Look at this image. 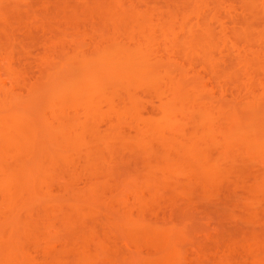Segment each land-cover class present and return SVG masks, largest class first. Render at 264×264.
<instances>
[{
  "label": "bare ground",
  "instance_id": "bare-ground-1",
  "mask_svg": "<svg viewBox=\"0 0 264 264\" xmlns=\"http://www.w3.org/2000/svg\"><path fill=\"white\" fill-rule=\"evenodd\" d=\"M252 1L254 2V0H239V3H241L240 5L238 3V7L241 8L240 12L243 14L239 13L240 15L242 14V19L244 20L242 21L244 24L235 26L231 28L232 30H227L228 28H226L224 24L225 20L219 19V15L216 17L218 12H215L214 7H212L214 12H212V10L208 13L205 11L206 14H203L204 10H202V13H200V10L205 8V3H203V7L201 3L197 4V1H194L189 7L185 6V11H190V16H194L195 24L199 22L197 25L193 24L194 21H191L193 16L191 18L189 16L183 18L186 21L190 19L189 24H191V26L189 27L188 24V28L186 21L180 20L181 22L179 23L178 20L177 23L173 15H171L170 18L167 19L163 16L165 20L164 18H162L163 20L158 18L157 23L153 21L154 23L152 22V24H149L151 21H149V23L148 21H140L142 25L135 24L137 21L134 22L133 24H135V27L132 24L131 29L126 32L127 41L125 40L126 38H123L125 37V33H120L119 30L116 31L115 34H112L113 37L110 35V37H107L106 35L108 42L105 43V46L98 47L96 50L92 51V55L97 53L100 55V57H98V54V56H95V61L93 58L89 57L91 53H85L86 51L83 52L84 54L81 52L82 56L79 54L82 58L79 59L78 62L75 61L76 59L71 60V63L75 61L74 64L72 63L71 65L77 67L81 64L82 67L84 66L82 68L79 65L83 69V73L77 74V79H79V76L82 74L80 78L81 80L84 79V83L82 85V83H78L79 81L75 82L76 80L74 79L76 78H72V76L71 78L74 82V86L70 88L72 81H67V84L68 82L71 83L68 85L71 93L66 94L68 97L61 94V97L65 96L64 98L62 97V100L60 96V98L58 97L59 93L56 87V95L58 93L57 97L59 98V102L53 104L54 108L49 109L48 115L45 114L44 121L46 126L41 128L36 124L39 118L31 114L28 115L27 112H18L12 107V104H10L8 100H0V159L4 158L6 154L11 160L13 156L15 159L17 157L20 158L22 156L18 153L25 150L31 153V160L36 159L35 163L30 161L32 162L30 166L28 165L29 158L26 159L28 160L27 164L23 162L26 160H22L21 158L20 161L16 159V161L20 162L18 164L14 158L13 161H6V158H8L7 156L5 159L0 160V225H2L0 226V264H53L47 260L51 257L53 258L52 254H55L52 259V261L55 260L54 264H112V261H117L116 263L119 264L125 261L124 263L126 264V259L130 262L129 259L132 258L134 261L133 264H183L184 257L181 258V255L185 250L183 249L184 244H181L179 239L184 238H182L183 236H181V233L177 235L179 229L175 232L174 230L176 229L172 230L175 234L172 233L171 230H169V232L166 228L167 225L162 222L159 223L158 220L155 221L156 217H153L152 212L149 210L150 207L147 204L155 202L154 200L157 199L156 195L159 193L158 191L161 187L160 184H163L164 187L166 185H164V183L167 180L168 185L169 180H173V183L170 184L176 185L177 183L178 187L181 185L182 189V184L184 182V188H186L185 193L189 191V188L190 192H192V190L194 191L195 188V191L196 189L198 190L197 193L200 192L199 196L201 195V198L204 196L210 197L214 195V193L219 192L217 188L220 185L222 188V184L223 186L225 184L226 186H228V184L239 186L242 190V194L240 196L238 195L239 199L246 201V204L248 203L250 205V209L247 207L243 212L245 213V218L253 219L259 216V220H264V83L261 81V84L263 83L262 87L260 86L262 88L261 91H255L256 89L254 90L251 86L256 79L254 80L249 74L251 72L252 75L254 72L252 70L264 71V8L253 7ZM260 2L264 4V0H259V3ZM231 7L232 5H230V8ZM228 10L230 11L229 6ZM185 11L183 12L185 13ZM211 12L213 14H210ZM230 13L232 14V11ZM227 14L229 13L227 12ZM213 15L215 16L212 17ZM204 16H208V18L210 17L211 19L206 17V20L202 22ZM167 17H169V15ZM171 18L173 19L171 20ZM212 18L216 19H214V22L216 21L215 24L216 26L218 25L219 28L217 29L216 27L213 29H217L218 31H214L212 25L208 23L209 20V22L213 21ZM192 25L193 27L196 26L195 30ZM155 27H158L159 34H157L158 32L156 33L157 30H155ZM138 29H140L139 32L136 31ZM197 31H199V33ZM230 31L235 38H229L230 36H228V33ZM117 32L118 34H116ZM103 37L102 35L101 38ZM106 37L103 38V42ZM158 46H160V48ZM252 46L256 49H252ZM83 49L84 47L82 51H84ZM79 51H77L76 48V52L78 53ZM101 52L103 53L101 54ZM222 52H224V54L227 53V55H232V53L233 55H237V63L235 66L233 64L234 68H231L232 66L230 67L232 70H229V67H227L226 71L225 67L224 69L219 66L221 62L219 63V58L216 56L217 54L221 56ZM103 54L106 55V58ZM102 55L104 58H102ZM84 58H88V60L91 58V61H89L90 63ZM199 58H203V61H201V63L203 62L202 64H204L202 66L203 70L205 68L210 69H208L209 74H212L215 69L217 70L221 67L219 68L221 69L219 72L222 71L221 75L222 73L224 74L221 76L222 78L220 77L218 81H215L217 82L215 85L219 91L218 97L220 98L222 94H225L223 93V87L225 88L224 85H230L228 81L233 80V82L235 81L236 83L238 78L236 79L235 76L237 75V77H240L238 73L242 72L243 74H248L247 76L244 75L246 76V79H243L244 81L237 80L240 81L237 82L238 85L241 83L239 86L240 89L236 90L234 94L232 93L235 99L237 98L236 100L243 101L240 110H238L237 107L235 108L236 110L231 109L228 107L230 104L224 106L222 103L221 105V100L216 103L214 98L216 96L213 97L211 92L209 95V93L205 91L206 88L204 90L206 83H204V85L202 82L200 83V81H195V75L198 74V71L195 73L193 70L196 69L193 68L196 63L192 68L195 74L193 72H191L192 74L189 73L192 76L194 75V79L190 80L193 83L190 82L191 84H189L186 82L188 80H185L184 77L186 79L188 78L185 75H188L186 73L190 70L188 69L189 66L186 67L184 64H190L192 60H198ZM83 59L86 61L83 62ZM98 59L99 61L103 60L99 65L96 63ZM162 59H165V61ZM157 60H159V62ZM161 60L164 63H160ZM252 63H254V65H252ZM191 64L193 65V63ZM66 65L63 66L65 69L62 67L64 71L67 70L66 72H68L70 76L75 74L73 73V68ZM75 66L74 68H76ZM85 66H90L92 69L90 68V71L88 68L89 72L87 70L84 75ZM95 67L98 68L96 69ZM8 68L10 72L14 71L9 64ZM102 69H106V71L109 72H106L107 76H110L109 78L106 76V73L103 75L99 74L104 71H102ZM98 71V74L101 76H97ZM114 71L115 74L113 73ZM90 75L91 77L93 76L92 79L89 77ZM95 75L98 80L95 78ZM191 75L190 77H192ZM83 76L84 78H82ZM102 76H104V78ZM216 76L215 73L214 77ZM99 77L103 78H101V82L107 79L106 81L104 80L105 83L113 81L114 83L117 82L118 86H116L117 83L114 84V87L108 85L110 88L108 89V86L104 84L103 86L106 87L105 91L99 86V84L102 85V83H99ZM251 77L254 81L251 80ZM113 82H110V85H112L111 83ZM225 82L229 84H225ZM75 83H77L79 87H77L78 85L76 86ZM234 85L236 86V84ZM60 87H63L62 90L66 89L64 85H60ZM148 91H153L152 98L154 97V102L156 103L157 101L158 103L156 104L157 106L155 105L156 109L154 112L151 113L144 112V109L142 111L144 104L149 102V100L151 103V97L149 98L147 96L148 99L144 95L145 92L149 93ZM68 92V90H65V93ZM140 92L143 93V95L141 94L142 96L139 95ZM65 93L63 92V94ZM106 94H108L107 97ZM211 97L214 99L211 100ZM218 97H216V99ZM240 97L242 100L238 99ZM68 98H70L71 101ZM122 98L126 100L119 102ZM127 100L132 103H128ZM59 103H61V105ZM259 105H262V110L258 107ZM62 106L65 109H73L77 114L79 113L78 116H80V114L81 116L63 119L60 117V113L64 110V108H61ZM132 116L133 119H128ZM102 122L106 123V128H100ZM124 126H126V128L130 127L129 133L126 135L123 133L127 131H120ZM117 142L122 143L124 147L126 144H128L126 147L131 145L134 147L133 149L136 153L142 154V156L145 157L144 161H141V163L137 165V168H135L136 172L132 177L125 178L121 181L120 185H116L119 187V190L120 188L122 189L121 194L115 195L118 193V190L116 191L117 193L110 192L111 195H108L112 196L113 194V196L109 198L107 195V198L105 197V199L102 200L101 196L106 193L105 187L107 186H105V184L104 188L100 186V181H97L99 180L97 179L99 176L96 178L97 175H93L94 177L92 178L94 181L90 185L92 191L91 195H83L78 191L73 192L75 189L71 186L72 184H69L68 180V183L65 182L64 185L54 190V175L52 172L56 166L60 164H62L60 166L64 164L69 165L70 162L72 163L74 161L73 159L78 151H84L85 157L82 160L84 161L83 163L86 164L84 165L88 169L94 170L95 167L100 165L99 162H101L100 160L102 157L100 156L101 151L105 150L109 156L110 154L113 155V146H115ZM243 161H245V163ZM247 161L253 162V165L251 166L250 164L249 166ZM11 162H14V164L11 165ZM15 163L17 165L21 164L18 167L25 165L26 167H24V169L18 168ZM6 164L10 165L8 166ZM52 165L56 166H54L53 169L51 168L53 170L51 172L48 170V167ZM182 178L184 179L182 180ZM22 179H25L27 182L21 183V181H23ZM63 179L64 177H62V180ZM106 180H108V177L105 178V181ZM176 186L174 187L175 191ZM236 186H233V188L230 186L233 189L232 192L239 190L238 187L234 190ZM108 187L107 189L109 191ZM178 187L177 190H179ZM101 188H103V190ZM62 193L63 195H61ZM218 194L214 196L217 198ZM154 197L156 199H154ZM215 197L212 199H215ZM69 198L72 199V202H70ZM130 198L133 199V202L137 203V205L130 202V200L128 201ZM41 200H43V203ZM65 200L69 201V204H67L68 202L66 203ZM74 200H77L75 204L78 202L77 204L79 205V201L81 203L80 206L73 205L74 208L76 207V210L78 209L77 211L78 214L80 213V216L86 214V209H88L82 204L89 203L90 212L88 209L87 214L91 213L94 214V216L103 215L104 219L102 218L103 220L101 219L102 221L100 223L99 220L97 221L95 218L96 222L92 223V225H89V223L87 224L90 229L88 232L86 230L85 232L81 230L80 234H77L75 238V240H77H74L69 248L67 247L66 249L64 246L68 251L71 249L73 253L75 251V255L71 254L73 257L70 261L66 255L64 258L65 249H63L64 252H62V249H58V252L54 251L55 253H53L52 249L54 250V247L57 246L55 243H58V239L56 240V237H54V235L52 236L50 232L54 229L52 232L54 234V232H57V228L60 229L59 224V227H57V224L52 220V216L59 217V215H61V218L63 217L62 219L65 221L64 224L66 220L67 223L68 220L70 221L69 217L71 218L68 225L63 224L64 227L62 228H64L66 232H69L67 229L69 230L70 228L71 230L74 227L73 222H80L78 219L80 216H78V218L74 217V215L69 216L64 209V207L72 205L71 203H74ZM104 200L105 203L103 204L112 201L114 203H108L106 207H109L106 208L102 204ZM144 204L147 205L143 206ZM39 206L43 210L41 213L44 215L41 216L43 220H40V223L41 221H45L46 217L47 219L51 217V219L47 220V222L49 220L51 221L48 223L49 225L47 222L41 223L42 225L45 223L42 229L33 225L34 220H37L39 216H33L34 214L32 215L31 211ZM147 206L149 209H147ZM258 207L260 211L256 212L255 209ZM86 215H84L85 218ZM73 217L78 221H75ZM82 217H80L81 221L84 220ZM17 218H20V222L17 221ZM52 221L55 224H51ZM82 223H84V221H82ZM54 225L56 226L53 227ZM97 225L99 226L98 228L102 229V231L100 230L102 241L99 239L100 235L97 231L98 228L96 230ZM48 229L52 230L50 231ZM77 229L78 228H76V230ZM182 229L180 228V230ZM72 231L74 230H71V232ZM55 236H57V233ZM133 236L134 238L139 236L144 245L143 248L146 247L149 249L147 251H150V254L148 255L146 253L148 256L143 253V255L147 257L141 254L143 249H139V252L138 248H142V246L141 244L139 245L140 242L137 240L138 246L136 247L138 248L136 250L139 253L133 255L126 252L127 249L129 250L132 243L134 245L135 241L131 242ZM175 236H177L178 239H176L177 237L175 238ZM116 238H119L120 241L119 239L118 241L123 243V245L120 246L122 248L119 246V248L111 246L112 240ZM96 239L99 240L97 241ZM105 240L107 243L110 242V244L103 243ZM125 241L126 244H124ZM236 242L243 243L242 248H245L247 251L244 252V249L242 250L245 253V255L243 254L245 258H242L243 260L247 261L249 264H264V250L261 251V248L264 249V240L260 235L249 233L244 236L243 239L232 236L231 242L229 240V244L231 243V251L227 248L230 253L237 250V248L233 246L234 244H238ZM127 244H130L129 248ZM105 247L107 250H105ZM231 247L236 248V250H232ZM118 249H122L119 254H121V258L124 261L118 259L117 256V259H113V255H115V253L117 255ZM219 251H221V249H219ZM47 252L51 255L48 258L46 255H43L47 254ZM38 253L39 256L42 253L40 257ZM60 253H62L63 256ZM44 256L47 259H45ZM232 256L234 257L236 255ZM230 257L231 256L225 259V261H214L213 264L245 263L243 260L235 263V259L232 261L233 257L229 259ZM180 259L183 260L180 261Z\"/></svg>",
  "mask_w": 264,
  "mask_h": 264
},
{
  "label": "rangeland",
  "instance_id": "rangeland-1",
  "mask_svg": "<svg viewBox=\"0 0 264 264\" xmlns=\"http://www.w3.org/2000/svg\"><path fill=\"white\" fill-rule=\"evenodd\" d=\"M194 1L195 2L197 1V4L201 3L202 4L201 6H203V3H205V8L200 10V13H202V10H204L203 14H206L205 11L208 13L209 11L212 10V7H214L215 12L216 13L218 12L216 17H218V15H219V17H218L219 19L221 18V19L225 20L224 24H225L226 28H228L227 30L234 28L235 26H240V24L241 25L244 24V22H243L244 20L242 19L243 13L240 12L241 8L238 7L241 3V2L239 3V0H189V1H185V0H1L0 1V100H3V99L8 100V102L10 104H12V107L15 108L18 112H22V113L27 112L28 115L31 114V115L39 118V120L37 121L38 123L36 122V124H38V127L41 128L43 126H46V123L44 121L45 114L48 115L47 113L50 111L49 109L54 108L53 104L59 102L58 99L61 97V94L66 95V94L71 93L69 89L71 88V86H74L73 85L74 82L72 81V78L75 77L76 78V79H74V80H76L75 82L79 81L78 83H82V85L84 83V81H83L84 79L81 80V78H80V76L82 74L79 76V79L83 82H81L79 79H77V74L79 75L81 72L83 73L82 68L84 66L82 67L81 64H79L82 67L81 68L79 65L77 67L75 65H71L72 63L74 64L75 61L78 62V60L82 58L81 52L83 53L86 51L85 53H88V54L91 53V56L89 55V57L93 58L95 61V56L98 53L95 55L94 54L92 55L93 50H96V48H98V47L105 46V43L108 42L107 37H110V36L113 37L112 34H115V32L118 30L120 33H123V34L125 33L124 34L125 37H123L125 39L126 38V32L131 29L132 24L136 21H137V23H135V24H140V21H148V23H149V21H151L149 24H152L153 21H155L157 23L158 18L162 19L165 17L167 19V18H170L171 15H173L174 20L177 23L179 20V23H180L181 22L180 20H184L183 19L184 17L189 16L191 18L193 16L192 14H191L192 16H190V11L189 12L185 11V9H186L185 6L189 7L192 3H194ZM238 3H239V5H238ZM260 3H259V0L258 1L254 0L253 7L264 8V4L261 3L263 5L262 6ZM230 5H232L231 8H230ZM249 5H250V2H249ZM228 6H229L230 11L228 10ZM200 8H202V7H200ZM133 10H136V11H133ZM139 11L141 14L139 13ZM183 11H185V13ZM231 11H232L233 15L230 13ZM212 12H214V11L212 10ZM212 12L210 14H213ZM227 12L229 14H227ZM239 12L242 14L240 15ZM138 13H139V15H138ZM168 15H169V17H167ZM215 15H213L212 17H214ZM206 17L208 18V16H206ZM206 17L205 16L203 17L202 22H204L206 20ZM165 18H164V20H165ZM172 19L173 18H171V20ZM214 19L211 22H209L210 21L209 20L208 23L212 25V29L216 28V27H217V29H219L218 25L216 26V24H215L216 21L214 22ZM184 21H186V20H184ZM189 21H190V19H189ZM189 21L188 20L186 21L187 27H188ZM191 21L192 22L194 21V16H193ZM177 23H175V24H177ZM198 23L196 22V24H195V21H194L193 24L197 25ZM135 24H133V26ZM146 24H147V22H146ZM140 25H142V24H140ZM154 25H156V24H154ZM136 26H138V25H136ZM157 26H158V24H157ZM190 26H191V24H189V27ZM192 27H193V25H192ZM195 27H193L194 30H195ZM140 29H138L136 31L139 32ZM197 29H199V28H197ZM217 29H213V30L216 31ZM155 30H157L156 33L158 32L157 34H159L158 27ZM189 31H190V29H189ZM197 32L199 33V31H197ZM100 34H101V36L103 35L104 37H106V35H107V37L105 38L106 40L104 39V42H103L104 37L101 38ZM116 34H118V32ZM228 36H230L229 37L230 39H233V37H234V35L231 31L228 33ZM124 39H122V40H124ZM125 40L127 41V38ZM240 44H242V43H240ZM79 46H81V47H79ZM78 47L81 49H79ZM83 47H84V49H83L84 51H82ZM158 47L160 48V46H158ZM76 48H77V51H79V50H81V51H79L77 53ZM101 49H100V51H101ZM252 49H256V48L254 46H252ZM100 51H99V53H100ZM224 52H222L221 56H218V54H217V56L215 55L216 57L219 58V63L221 62L219 64V66H221L222 68L225 67L226 71H227V67H229L228 68L229 70H232L231 68H234L235 64L237 63L238 57L235 54L233 55V53H232V55L231 54L227 55V53L224 54ZM102 53L103 52H101V54ZM79 54H81V56ZM103 55H105V54H103ZM103 55H102V58H104ZM98 57H100V55ZM91 58H89V60H88V58L87 59L84 58V59H86L87 62H89V61H91ZM105 58H106V55H105ZM73 59H76V60L71 63V60H73ZM99 59H98V62H96V63H98V65H99V63H102V61H103V60L99 61ZM176 59H177V56H176ZM178 59H179V57H178ZM201 59L199 58L198 60H196V59L192 60L191 63H193V65L190 62H189L190 64H188V63L184 64L186 67L191 66L190 68L188 67V69L190 70L189 72L185 67L186 71L188 72V73H186L188 75H185V76L188 78L186 79L184 77V79L188 80L189 82L188 81H186V82L191 84L190 82H192V81H190V80L194 79L193 78L194 75L192 76L191 72L194 71L195 73H197L196 71H198V74L195 75L196 76L195 81L196 82L200 81V83L202 82V84L206 83V87L204 86V90L206 88L205 91L208 92L209 95L211 92V94H213V97L214 96L218 97L219 91L216 88L217 86L215 84L217 82H215V81H218L224 73H222V75H221L222 71L219 72L221 70L219 68H221V67H219V68L217 67L218 68L217 70L215 69L214 72H212V74L211 73L209 74V71H208L209 68L208 69L205 68L203 70L202 66L204 64H202L203 62L201 63V61H203V58H201ZM86 60H84L83 62H85ZM162 60L165 61V59H162ZM162 60L160 61V63L163 62ZM69 61H70V64H69ZM157 61L159 62V60H157ZM205 61H206V59H205ZM79 63H82V62H79ZM165 63H167V62H165ZM195 63H196V65H195ZM8 64L11 66L12 69H14L13 72H10V70L8 68ZM66 64L69 65L68 67L73 68V73H75L76 75L73 74L70 76V74L68 72H66L67 70L64 71L65 68L63 66ZM233 64H234V66H233ZM252 65H254V63H252ZM74 66L76 68H74ZM193 66H194V68H193ZM199 66H201V67H199ZM85 67L86 68H84V70H85L84 75H85L86 71L88 70V68L90 71L92 69L90 66L89 67L85 66ZM92 67H93V64H92ZM95 68L97 69L98 67H95ZM192 68L196 69V70L192 71ZM89 70H88V72H89ZM103 70L104 69H102V71ZM252 71H254L252 73V75H251V72L249 74H250V76H252L254 78V80L255 79L256 80L254 81L253 78L251 77L252 78L251 80L254 81V83H252V84L255 85V86L252 85L251 87L254 90L256 89L255 91H259V90L261 91L262 90V88H261L262 84L264 83V73H263L264 71L263 72H261L260 70H252ZM103 72L99 73V71H98L97 76L99 74L103 75L106 72L109 73L108 71H106V69ZM90 73H92V72H90ZM107 73H106V76H107ZM113 73L115 74V71ZM189 73H191V74H189ZM215 73L217 75L216 77H214ZM238 74L242 78L237 77V75L235 76V78L236 79L238 78L237 80H241V81H244L243 79L248 75V74L247 75L243 74L242 72L238 73ZM88 75H87V77H88ZM91 75L89 77L92 79L93 76L91 77ZM101 75H99V76H101ZM190 75L192 77H190ZM244 75H246V76H244ZM97 76L95 75L96 79H97ZM199 76H201V77H199ZM102 77L104 78V76H102ZM102 77H99V79H100L99 83H102V85L99 84V86L104 90L106 88L103 86L104 84H105V86L109 85L110 87L111 86L114 87V84L117 83V82L114 83L113 81H108L109 83L107 82L108 83L107 84L104 82L105 79L102 80L103 82H101ZM82 78H84V76ZM212 78L214 81L212 80ZM112 79H116V78H112ZM70 80L72 81V84L70 82H68V84H67V81H70ZM85 80H87V79H85ZM237 80H236V83H235V81L233 82V80H232V81H228V82H230V85H224L225 88L223 87V90H224L223 93H225V94H222L221 98L218 97L216 99V97H214L216 100V103L220 102V100H221V102H220L221 105H222V103L224 106L225 105L228 106L230 104L228 107H230L233 110L236 107L238 110L241 109V103L243 101L236 100L237 98L235 99V96L232 95V93L234 94L236 92V90L240 89L239 86L241 85V83L238 85L237 82H240V81H237ZM261 81L263 82L262 84H261ZM110 82H113V83H111L112 85H110ZM196 82H194V83H196ZM256 82H259L261 85L259 83H256ZM69 83L71 84L70 88H68ZM222 83H223V81H222ZM225 84H229V83L225 82ZM234 84H236V86ZM60 85L61 86L64 85V88H66V89L62 90L63 87L61 88ZM75 85L77 86L78 84L75 83ZM58 86H59V88H58ZM99 86H98V88H99ZM109 86H108V89H110ZM116 86H118V83L116 84ZM212 86H213V88H212ZM237 86H238V88H237ZM263 86H264V84H263ZM56 87H57V90L59 93V95H58V93H57V95H58V97L60 96L59 98L56 95ZM77 87H79V85ZM82 87H85V86H82ZM65 90L66 91L68 90L69 92L65 93ZM61 91H62V93H61ZM63 92L65 94H63ZM152 92H149V93L145 92V94H144L145 97H147V96L149 98L151 97L150 98L151 103H153V104H151L150 100H149V102L146 101L147 103L144 104V107L142 108V111L144 109V112H150L151 113V112H154V110L156 109L155 105L158 103H157V101H156V103L154 102L155 99H154V97L152 98ZM255 93H258V92H255ZM141 94L143 95V93L140 92L139 95H141ZM107 95L108 94H106V97H107ZM66 96L68 97V95H66ZM71 96H72V94H71ZM62 97L64 98L65 96H62ZM62 97L60 98L61 100H62ZM213 97H211V100L214 99ZM68 99L70 100V98H68ZM115 99H116V97H115ZM152 99H153V101H152ZM238 99H241V97ZM125 100L126 99L122 98L121 101H119V102H123ZM127 102L130 103L131 101L129 102V100H127ZM234 103H236L237 105ZM59 104L61 105V103H59ZM63 106L61 107L62 109L64 107H67L66 105L64 107ZM232 107H234V108H232ZM258 107H260L261 108L260 110H262V105L261 106L259 105ZM256 109H257V107H256ZM72 110L73 109L70 110L69 108H66V109L64 108V110L62 112L60 111L61 112L60 117H62L63 119H69V118H73L76 116L77 117L81 116V114H80V116H78L79 113L77 114L74 110L73 111ZM145 110H148V111H145ZM150 113H147V114H150ZM131 118L133 119V116L128 118V119H131ZM44 123H45V125H44ZM100 125H101L100 126L101 129L106 128L105 122H102ZM126 126H124L123 129H120V131H122V130H124V132L127 131V132L123 133L125 135L127 133H129V128H130V127L126 128ZM122 143H123V141H122ZM122 143L117 142L116 145L114 144L115 145V146H113L114 150L112 151L113 155L110 154L112 162L110 160L109 154H107L105 150L101 151L100 156H102L103 158L101 157V160H100L101 162H99L100 165L95 167L96 169L94 168V170L93 169L91 170L90 168L88 169L85 166L86 164L83 163L84 161H82V160L85 157L84 151H82V152L78 151V153H76V155H75V158L73 159L74 161L72 163L70 162L69 165L64 164L68 170L66 169V167L64 165L60 166L62 164H60L59 166H56L57 164L54 165V166H56V168H54L53 165H52L53 167L52 166L48 167L49 171L52 172L54 170L52 172V174L54 175V178H53L54 190H56L57 187L59 188V186L64 185L65 182H67V180H68L69 184H72L71 186L75 189L73 192L78 191L80 194H83V195L84 194L85 195H91L92 191H91L90 185L94 181V179H92V178L97 175L96 178L99 176L97 178L99 180H97V179L96 180L100 181L99 182L100 186H103V188H104L105 186L108 187V185H109V187H108L109 191H108L107 187H105L106 193H104V194L100 193L103 195V196H101L102 200L105 199V197L107 198L108 194L111 195L110 192H113V193L118 192L115 195H118L119 193L121 194L122 189L120 188V190H119V187L116 185H120V183H121V181H123V179L132 177L134 175V173L136 172L135 168H137V165H139L141 163V161H144V158H145L142 156V154L140 155V154L136 153V151L133 149L134 147H132L131 145L126 147L128 145V144H126V146L124 147V145ZM25 151H20V153H18V151H17V153L20 156H22V157H20L22 160L23 159L26 160L27 158H29L30 159L29 161L26 160L23 162H25L27 164V161H28L29 162L28 165L30 166V163H32L30 161H33V163H35L36 159L31 160V158H30L31 153L27 152V150H25ZM2 156H4V155H2ZM6 156H7V154H6ZM6 156L4 158H1V159H5ZM112 156H113V158H112ZM10 157H11V155H10ZM104 157H106V158H104ZM13 158H14V156H13ZM13 158L11 160V158L8 157V158H6V161H8V162H10V160L13 161ZM20 158L17 157L16 159H19L18 161H20L21 160ZM7 159H9V160H7ZM16 159L14 158L15 161H16ZM18 161H16L17 164L20 163ZM245 161H243V162L245 163ZM14 162L13 163L11 162L10 164L13 165ZM249 162H251V161H247L249 166H250V164L252 166L253 162H251V163H249ZM16 163H15V165L17 167L19 165H21V164L17 165ZM10 164H6V165L9 166ZM22 164H24V163H22ZM28 165H27V167H28ZM24 167H26V165L18 167V168L24 169ZM51 168L52 169L54 168V169L52 170ZM65 170H67V171H65ZM62 177H64V179H63L64 181L62 180ZM106 177H108V180L105 181ZM184 178H182V180ZM22 180L23 181H21V183L26 181L25 179H22ZM167 181H165L164 185L165 184L166 185L164 187H163V184L162 185L160 184L161 187L159 188L160 189L158 191L159 193H157V195L158 194L159 195L158 196L156 195L157 199L154 197V199H156V200H154L155 202H153L151 204L147 203L150 207V209H149V207L147 206L148 207L147 209H149L152 212L153 217H156L155 221L158 220L159 223L162 222L163 224L167 225L166 228L168 229V231L171 230V232H172V230L176 229V230H174V232H175L178 229L180 230V228L181 229L183 228L180 231L178 230L179 232L177 231V235H179L178 233H181V236H183L182 238H184V239H181V238L179 239V242H181V244H184L183 249L185 250L184 251L185 254L182 252V255H181L182 257L180 256L181 258L184 257L183 258L184 260L180 259V261L183 260V264H213L214 261L215 262H217L218 260L219 261L220 260L225 261V259H227L229 256L233 257L232 255H236L232 258V261H234L233 259H235V263H237V261L243 260L242 259V258H244L243 254L245 255L244 252H247V251L245 250V248H242L243 243L241 244L240 242H236L238 244H234L233 246L236 247L237 250H236V248L231 247L232 250H236V251H232L233 254H232V252L230 253V251H231V249H230L231 245L230 244L231 243L229 244V240L231 242L232 236L233 237L236 236V237L243 239V237L248 235L249 233H256V234L260 235V237L264 240V220H259V218H260L259 216L256 218H253V219H246L245 218V216H244L245 213H243V212H244L245 208L249 207L250 205L248 203L246 204V201L239 199V196L242 194V190L239 188V186L232 185V184H228V186H226V184H225L223 186V184H222V188L220 187L221 185L218 188L216 187L219 192L214 193V195L219 193L218 194L219 198L218 197L216 198L214 195H211L210 197L204 196L206 198H204V197L201 198L200 197L201 195L199 196L200 192L197 193L198 190L196 189V191H195V188H194V191L192 190V192H190V188H189V191H186L187 193H185L186 188H184V182L183 181H182L183 182V184H182L183 189L180 185L181 183L179 184L180 185L179 186L180 188H179L177 183H176L177 186L175 184H170V183H173V180H169V185H168ZM104 184H105V186H104ZM173 185L176 186V191L174 188L175 186H173ZM114 186H116V187H114ZM230 186H232V188H233V186H236V187H234V190H236L237 187L239 190H236V192H234V191L232 192L233 189ZM98 187H99V185H98ZM117 187H118V189H117ZM177 187L180 191L177 190ZM224 187L226 189H228V188L229 189L226 190ZM103 188H101V189L103 190ZM114 188H116V189H114ZM223 189L226 191H224ZM181 190H183V191H181ZM98 193H96V194H98ZM61 195H63V193ZM110 195H108L109 198L113 196V194H112V196H110ZM101 197H98V198H101ZM214 197H215V199H212ZM61 198H63V197H61ZM64 199H65V196H64ZM69 200H70V202H72L71 201L72 199L69 198ZM129 200H130V202H133V199L130 198V199H128V201ZM41 201L43 203V200H41ZM76 201L77 200H74L73 201L74 203H71L72 205H68L67 207H64V209H65V211H67V215H69V216L74 215V217L78 218V216H80V213L78 214V211H77L78 209L76 210L75 209L76 207L75 208L73 207V205L75 204ZM42 203H41V205H42ZM66 203L69 204V201H66ZM77 203L75 204V206H80V204H81L80 201H79V205ZM103 203H105V200H104V202H102V204ZM108 203L113 204L114 202L112 201V202H108ZM108 203L103 204V205L106 207L108 205ZM64 204H65V202H64ZM134 204L137 205V203H134ZM147 204H144L143 206H145ZM82 205L85 208H88V209L90 208L89 203H85ZM82 205H81V207H82ZM40 206L38 207L39 209L34 208L35 210H31V211H32V215L34 214L33 216H35V217H36V215H37V217L39 216L38 217L39 220L36 218L38 221L34 220L33 225H36L42 229L43 225L47 222L48 219H51V217H48V219L46 217L45 218L46 220L44 219L45 221H41V223L45 222L42 225L39 222L40 220H43V218H41V216L43 215L41 212H43V210L40 208ZM108 207H106V208H108ZM151 207L153 210L151 209ZM88 209H86V214L88 213L87 212ZM249 209H250V207H249ZM255 211L256 212L260 211L259 207L257 209H255ZM35 212H38V213H35ZM89 212H90V209H89ZM86 214H84V215H86ZM56 215H59V214H56ZM84 215H81L80 217H82ZM99 216L100 215L94 216V214H91V213L87 214L86 218H85V216L82 217V219L84 218V220H82V221H84V223L87 221L85 224L82 223L81 218L79 217L78 219L80 220V222H76V223L73 222L75 229H74V227L73 228L71 227L72 228L71 230H74L75 234H74V231L71 232L70 228H69V230L67 229V231H69V232L64 231V228H62V227H64L65 224L68 225V223L71 221L70 217H69L70 221L68 220V223H67V220H66V223L64 224L65 221L62 219L63 217L61 218V215H59V217L62 220L58 216H56V217L52 216V220L57 224V227L60 226V229L62 228L61 230L59 228H57L58 229V230H56L57 236H55L56 235L55 232H54V234L52 233L54 229L53 230L48 229L50 231L52 230L50 233L52 234V236L54 235V237H56V240L58 239L57 240L58 243L57 244L55 243V245H57V246L54 247V250L52 249L53 253H55L54 251H57L58 249L63 250V249H65V247H66V249H67V247L69 248L70 245L74 242L77 234L79 235L81 230H83L84 232L86 230L88 232L90 230L88 228V226L90 224L92 225V223L96 222V219H97V221L99 220V222L101 223V221L104 218H103V215L100 216L101 218ZM74 217H73V219H74ZM74 220L78 221L77 219H74ZM74 220H72V221H74ZM17 221L20 222V218H17ZM53 221L51 224L54 223ZM50 222L51 221L49 220L47 222V224ZM88 223H89V225L87 226ZM58 224H59V226H58ZM0 226H2V225H0ZM55 226L56 225H54L53 227H55ZM171 226L173 227V229ZM98 227L99 226L97 225L96 230ZM100 227H102V226H100ZM76 228H78V229L76 230ZM100 230L102 231L101 228H98L97 231H98V234L100 235L99 239H101V241H102V238H101L102 235L100 233L101 232ZM166 232H167V230H166ZM174 232H172V233H174ZM48 233H49V231H48ZM182 233H183V235H182ZM176 237L177 236H175V238ZM130 238H132V237H130ZM133 238H134V236H133ZM133 238L131 239V242L135 241L134 245H133V243H132L133 246L130 245L131 243L129 242L130 248H129V245L127 244L129 250L127 249L126 252L128 254L130 253V254L134 255V254H138L140 252V250L143 249L141 251L142 252L141 254L143 255V253H144V255H147V254L149 255L150 251L148 252L147 250H149V249H147L146 247L143 248L144 245L141 242L142 241L141 238L139 236L137 238H134V239ZM118 239L116 238V239L112 240L111 246L119 248L121 245H123L122 242H121L122 244L119 242L120 239H119V241H118ZM176 239H178V237ZM136 240L138 242H140L139 245L141 244L142 248L136 247V246H138V242ZM114 241L115 242L117 241L116 242L117 244ZM103 243H107V241L105 240V242L103 241ZM107 244H110V242ZM124 244H126V241L124 242ZM187 245H189L190 247ZM240 246H241V248H240ZM52 248H53V246H52ZM120 248H122V247H120ZM137 248H138V250L140 249L139 252H137V250H136ZM40 249H39V251H40ZM219 249H221V251H219ZM243 249H244V252L242 251ZM105 250H107V248ZM120 250H122V249L117 250L118 251L117 255H116V253H115V255H113V259L116 258V256H117L118 259L123 260L121 258L122 257L121 254H119ZM263 250L264 249L261 248V251H263ZM41 251H42V249H41ZM50 252H51V250H50ZM62 252H64V250ZM226 252H228V253H226ZM236 252H238V253H236ZM39 253H38V256H39ZM42 253H43V251H42ZM41 254H40V256H41ZM60 254H62V253H60ZM71 254L75 255V251L73 253L72 249L69 251L66 250V252H64V258L66 255L68 260L72 259L73 256ZM228 254H230V255H228ZM43 255H46L47 258L49 256H51L50 254H48V252H47V254H43ZM52 255L54 258L55 254H52ZM241 255H242V257H241ZM62 256H63V254H62ZM147 256H144V257H147ZM226 256H228V257H226ZM46 257H45V259H47ZM231 257L229 259H231ZM42 258H43V256H42ZM53 258L51 257L47 260H49V262L54 264L55 260L52 261ZM47 260H45V261H47ZM129 260H130V262H128V259H126V264H127V262H128V264H131V262L133 264V262H134L133 258L129 259ZM110 261H111V259H110ZM243 261H245V260H243ZM114 262L112 261V264H119V263H116L117 261H114ZM119 262H121V261H119ZM238 264H240V262H238ZM242 264H249V263L247 261H245V263L242 262Z\"/></svg>",
  "mask_w": 264,
  "mask_h": 264
}]
</instances>
